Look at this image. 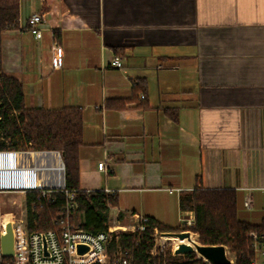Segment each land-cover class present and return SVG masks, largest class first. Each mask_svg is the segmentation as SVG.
I'll use <instances>...</instances> for the list:
<instances>
[{"label": "crops", "instance_id": "1", "mask_svg": "<svg viewBox=\"0 0 264 264\" xmlns=\"http://www.w3.org/2000/svg\"><path fill=\"white\" fill-rule=\"evenodd\" d=\"M19 4L22 22L34 11L46 21L41 39L4 31L3 69L22 83L27 107L82 110L81 188L115 190L112 210L169 227L181 191L233 188L239 216L263 220L264 0ZM54 40L64 49L59 68ZM114 55L121 68L110 65ZM104 159L109 172L98 167Z\"/></svg>", "mask_w": 264, "mask_h": 264}, {"label": "trees", "instance_id": "2", "mask_svg": "<svg viewBox=\"0 0 264 264\" xmlns=\"http://www.w3.org/2000/svg\"><path fill=\"white\" fill-rule=\"evenodd\" d=\"M20 15L19 0H0V150L56 149L64 154L67 188L75 191L77 213H82L81 226L98 232L111 224V207L118 204L116 194L104 190L87 191L80 183V149L83 143V113L79 107L62 108L27 107L24 90L19 79L4 71L2 65V37L6 30L17 26ZM143 86L141 83L137 87ZM126 100H122L124 105ZM174 114V113H172ZM40 190L26 193L28 231L60 229L57 221L67 196L54 191L52 198L39 199ZM180 207L192 210L202 244H224L235 255L231 264H252L256 259L249 232L264 229V218L252 223L239 216L238 193L233 188L195 187L181 191ZM125 214L119 212L118 218ZM150 228L145 231L120 232L121 242L132 249L133 264H146L147 251L153 247L151 233L154 226L162 231L169 227L151 217ZM197 253L176 255L168 264H207ZM181 257H185L182 259ZM161 263V256L151 258Z\"/></svg>", "mask_w": 264, "mask_h": 264}, {"label": "built area", "instance_id": "3", "mask_svg": "<svg viewBox=\"0 0 264 264\" xmlns=\"http://www.w3.org/2000/svg\"><path fill=\"white\" fill-rule=\"evenodd\" d=\"M45 21L43 12L34 11L23 22L19 15L17 26L12 29L28 30L36 39H41ZM63 63L64 49L54 40L51 46V65L59 68ZM110 65L121 68L122 57L114 55ZM141 97L144 98L145 95L141 94ZM63 157L62 152L56 149L0 150V192L19 189L27 193L40 190L39 199H42L52 198L54 191H63L67 196L57 218L59 230L29 232L27 210L18 216L13 213L11 218L0 221V237L7 234L10 221L15 233L14 255L5 256L0 246V264H133L132 249L122 244L120 232L145 231L150 228L151 217L133 214L131 223L109 224L105 230L98 232L85 229L81 226L82 220L74 221L78 202L75 199V191L67 188ZM98 167L105 172L110 170L106 159L100 161ZM104 191L109 194L116 193L110 189ZM244 205L252 207L253 198L250 193L245 195ZM180 222L179 231L190 232V237H186L188 242H181L178 235L166 233L167 231L154 226L151 233L154 244L147 251L146 264H158L151 261V258L156 256H161L162 261L159 264H168V261L177 255L175 249L179 243L192 244V240L198 241L194 238L193 211L182 210ZM248 236L256 254L252 264H264V229L252 230ZM79 244L86 245L88 250L80 253ZM197 257L203 258L207 264H213L199 254ZM231 259L234 262L235 255Z\"/></svg>", "mask_w": 264, "mask_h": 264}, {"label": "water", "instance_id": "4", "mask_svg": "<svg viewBox=\"0 0 264 264\" xmlns=\"http://www.w3.org/2000/svg\"><path fill=\"white\" fill-rule=\"evenodd\" d=\"M62 155L64 156L63 152ZM166 233L175 234L179 237H190L189 231H179L172 230L167 231ZM14 244H15V233L12 222H8L7 225V234L0 237V246L2 253L11 257L14 255ZM78 250L80 253H84L88 250V247L83 244L78 245ZM196 252L201 257H204L210 260L213 264H231L233 263L227 247L224 244H202L199 241H193L192 244L179 243L178 247L175 249L177 255H184Z\"/></svg>", "mask_w": 264, "mask_h": 264}, {"label": "rangeland", "instance_id": "5", "mask_svg": "<svg viewBox=\"0 0 264 264\" xmlns=\"http://www.w3.org/2000/svg\"><path fill=\"white\" fill-rule=\"evenodd\" d=\"M2 185V184H0ZM24 192L21 190H15V191H5V192H0V215L5 218L12 216L13 213H15L17 216L20 215L22 212L26 210V199H24ZM79 213H75V216L78 217ZM180 215L181 211L178 215V218L176 220L177 224L171 226L175 230H179L181 227V222H180ZM110 216H111V224H119V223H131V219L128 216H125L124 219L120 220L118 218L119 213L115 212L114 210L111 209L110 211ZM194 231V230H193ZM194 238L199 241V234L194 231ZM183 242H185V239H183ZM228 249V248H227ZM229 256L233 257L234 254L229 251ZM184 259L185 257H181Z\"/></svg>", "mask_w": 264, "mask_h": 264}, {"label": "bare ground", "instance_id": "6", "mask_svg": "<svg viewBox=\"0 0 264 264\" xmlns=\"http://www.w3.org/2000/svg\"><path fill=\"white\" fill-rule=\"evenodd\" d=\"M183 239H185V242H188V239L186 237H180V241L183 242Z\"/></svg>", "mask_w": 264, "mask_h": 264}]
</instances>
